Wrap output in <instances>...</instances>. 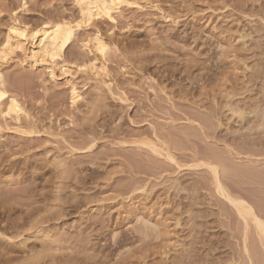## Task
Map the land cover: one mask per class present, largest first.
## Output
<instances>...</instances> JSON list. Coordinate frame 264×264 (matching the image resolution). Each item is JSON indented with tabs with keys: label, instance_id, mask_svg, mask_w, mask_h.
Returning <instances> with one entry per match:
<instances>
[{
	"label": "rangeland",
	"instance_id": "rangeland-1",
	"mask_svg": "<svg viewBox=\"0 0 264 264\" xmlns=\"http://www.w3.org/2000/svg\"><path fill=\"white\" fill-rule=\"evenodd\" d=\"M146 4L124 7L117 24L102 26L113 41L106 54L111 93L99 92L89 73L69 82L57 72L51 83L20 54L0 59L5 89L36 131L0 134V264L264 262L258 243L244 254L238 217L198 166H217L224 188L264 218V0H159L160 10ZM61 17L77 18L73 0H0V44L14 19L37 29ZM91 57L78 42L64 54L70 63ZM71 83L84 108L71 105ZM153 138L165 149L159 154L143 145ZM57 158L67 176L56 174ZM139 185L146 193L135 197ZM136 212L160 227L145 241L133 230L143 228L134 226ZM27 214L53 218L50 234L62 247L41 236L19 244L13 226ZM26 245L32 255L15 252Z\"/></svg>",
	"mask_w": 264,
	"mask_h": 264
},
{
	"label": "bare ground",
	"instance_id": "bare-ground-1",
	"mask_svg": "<svg viewBox=\"0 0 264 264\" xmlns=\"http://www.w3.org/2000/svg\"><path fill=\"white\" fill-rule=\"evenodd\" d=\"M143 1L144 0H73V4L77 10V18H74V17L68 18V19L65 17L64 18L61 17L59 19L56 18V20L48 21V22L42 24L41 28L37 27V29H31L29 27L30 25L28 26L27 24L20 23L16 19H14L8 25L4 39H3L2 43L0 44V59H2L4 61V60H6V58H10L14 55L16 57L18 54H20L23 58V63L29 64V65L36 67V68H44V70L46 71L45 74L48 76V81H50L51 83H54V82L56 83V81L58 80L59 75H57V72H60V75L63 76L64 78H68V80L72 79L75 76V74H77V73H87V74L89 73L91 78L95 81V83L97 85V89L99 92H103L104 90H107L108 92L111 93L112 83L109 80L110 78H108V71H107V67H106V60H107L106 54L110 48L109 44L112 43L113 41L111 42L107 38V35L104 34L102 26L105 24H108V23L114 24V25L117 24V18L122 14V9L124 7H134V8L137 7L138 9H140V6H141L140 4ZM146 3L151 5V7L153 9L160 10L159 9V0H146ZM26 4H27V2L23 1V6H25ZM15 14L16 13H14V15ZM164 18H167V17H164ZM82 30H84V32H83L84 35L81 34ZM18 33H19V35H18ZM74 42L80 43V47L87 50L91 54L92 57L90 59H88L87 61L82 62L81 64H80V61H79V63H76V62L70 63L71 60H70V62H68L64 58V54L70 49V47L73 45ZM7 56H9V57H7ZM2 60H1V62H2ZM69 82H70V80H69ZM69 93H70L71 105L73 107H75L76 109L79 106H80V108H82V106L84 108L83 103L85 104V97H83L81 95V93L77 89L76 85H74L72 83L69 85ZM107 95H108V93H107ZM122 101H125V99L124 100L122 99ZM77 110H79V109H77ZM241 110L233 109L232 111H233V114H236V117L242 119L244 114H243V111L241 113ZM256 114L254 116H256ZM7 119H9L10 122H11V120L14 121V123L16 125L15 129L10 130V128H8L7 123H6ZM260 125H261V123H260ZM33 127H34L33 117L31 116V114L28 111H26L22 107V105L19 103L17 98L14 97V95L11 96L7 92V90L5 89V80H4L3 74L0 71V134L2 133L3 130L9 129L7 131H9V132L13 131V133L17 134L18 136H29V135H32L36 132V131L35 132L31 131V129ZM157 137H155L156 140H157ZM153 140H154V138H153ZM147 142H148L147 144L145 142V143H143V145L145 144V146H147V148L150 149L154 154H159V150L160 151L165 150V149L163 150V147H162V149H161V147H159L161 145L160 144L161 140H160V143L158 142L160 144L159 146H157V144H156L157 142L154 143L155 140L153 142L151 140L147 141ZM137 143H140L142 145L141 142H137ZM163 144L164 143L162 142V145ZM60 155H59V157H60ZM164 157L170 161H174L172 155L169 153L168 150L165 151ZM53 159H55V158H53ZM59 160L60 159L57 158V161L54 160V162L55 161L57 162L56 165H58V166H55V168H57L56 174H59L58 176L60 177L62 174L64 176L67 173L66 172L67 170H66L65 165L62 166V162H58ZM54 162L52 161V164ZM218 162H219V160H218ZM202 163H203V165L198 164V166L205 167L206 169L209 170V172L212 176V182H213L212 185H213V188L215 190L214 192H216V194H217V196H219V198L221 197L222 200H224L228 205L231 206V210H233L235 213L234 215L237 216L239 219V220L237 219V222L240 221L239 223L241 225H239V224H237V225L241 226L240 228H242L241 229V231H242L241 232L242 233L241 239H242V246L244 247L243 248L244 254L246 253V254L250 255V250L254 249V246H256L257 243H258L257 244L258 246L261 245L260 247H264V220H263L264 218L262 219L258 215L259 211H257L256 208L254 209L255 206H252L253 203L250 204L252 201L250 203L247 202L249 200L246 199L247 200L246 201L245 199H243V198H245L243 195H242L243 198L242 197L240 198V196L235 197L236 195L233 196L230 192H228L229 191L228 189L226 190V188H224V186L221 182V179H220V173H219L218 167L209 163V162L208 163L202 162ZM2 166L3 165H1V163H0V167H2ZM58 169H59V171H58ZM251 170H252V168H251ZM70 171H72V170H70ZM64 172H66V173H64ZM255 172H257V170H255ZM53 173L54 172H52V174ZM58 176H57V179L59 178ZM66 176H67V174H66ZM140 186L141 185H139V187ZM144 186H142L140 188L139 187L137 188V186H136L137 189L134 188L135 186H133V188L135 189V191H133L134 194H135V192L136 193L138 192L137 194H135V197L138 194L142 195L144 192L146 193V189H145L146 186L145 187ZM132 189H130V191H129L130 193L132 192L131 191ZM135 207L134 206L131 207L130 211H132V210L135 211ZM258 210H259V208H258ZM128 211H129V209H128ZM136 213L137 214H135V217H134L135 223L133 222L134 226H135V224H140L141 227H143V228L140 230V229H138L139 225H136L138 228L133 226L134 227L133 230H135V229L139 230V231H137V233L140 235L139 237H142L143 241H145L146 237L149 238L148 237L149 234H151V233L153 234L155 229H156V231H158L157 228H160V227H159L157 222H156L157 224H153V223L149 222L151 220H149V221L146 220L145 217L143 216L144 213H143V215L141 212H140L141 214H139L138 212H136ZM32 214H34V213H32ZM56 214H58V213H56ZM58 215L60 216V214H58ZM32 216L33 215L27 214L25 219L22 220L21 224H18V225L14 224V226L12 225L13 227L16 228L14 231H16L17 237L22 239L19 241L16 239L17 242H19V244H24V243L28 242L29 240H30V242L34 241L39 236H41L42 242H44L46 240L45 243H49V244L50 243H56V245H57L59 242H61V241L63 242V240L60 241V239L56 238L58 235L56 236L54 234H50L51 229L49 228L48 223L53 218H49L46 216V218H38L37 217L38 219L37 218L34 219L36 215H34L33 218H32ZM156 231H155V233L160 234L162 230L160 232H156ZM135 233H136V231H135ZM115 236H116V234H115ZM154 236H156V234ZM9 237L7 238V236H6V238L8 240L11 239ZM79 240H77V241H79ZM38 241H40V240H38ZM140 241L142 242V239L139 240L138 242H140ZM252 241L254 242V244L255 243L256 244L255 245L252 244L253 248L251 249V246L249 245V243H251ZM62 242L60 243V245L62 244ZM44 244H43V246L46 245V244L45 245ZM248 245L250 246V250H248V248H249ZM43 246H42V248H44ZM258 246H256V247H258ZM61 247H62V245H61ZM260 247H259V250L261 249ZM26 248H28L27 245H26ZM28 249L29 250H25V248L18 249V250H15V252H17L19 255H24V256L32 255L33 253L32 254H30V253H31V249H34V247L30 248V246H29ZM57 250H58V247H57ZM259 250H257V251H259ZM47 251H51V249L47 250ZM32 252H33V250H32ZM257 253H259V252H257ZM263 253H264V251H262V253H261L262 255L260 253L259 254L255 253V254L258 256L261 255L262 257L260 256L258 258L263 259L264 258ZM70 256H71V254H70ZM49 257H50V255H49ZM27 258H29V257H27ZM254 258L256 259L257 257H254ZM56 259H57V257H56ZM65 259H66V257H65ZM69 259H70V257H69ZM248 259H249L248 263L252 264V260H251L250 256H248L247 260ZM255 259H253V260L255 261ZM6 261H7V259H6ZM74 261H76V259ZM261 262H262V264L264 263L262 260H261ZM71 263H73V262H71ZM253 264H254V262H253Z\"/></svg>",
	"mask_w": 264,
	"mask_h": 264
},
{
	"label": "snow or ice",
	"instance_id": "snow-or-ice-1",
	"mask_svg": "<svg viewBox=\"0 0 264 264\" xmlns=\"http://www.w3.org/2000/svg\"><path fill=\"white\" fill-rule=\"evenodd\" d=\"M18 35H19V33H18Z\"/></svg>",
	"mask_w": 264,
	"mask_h": 264
}]
</instances>
